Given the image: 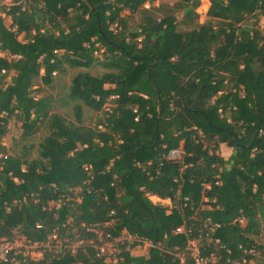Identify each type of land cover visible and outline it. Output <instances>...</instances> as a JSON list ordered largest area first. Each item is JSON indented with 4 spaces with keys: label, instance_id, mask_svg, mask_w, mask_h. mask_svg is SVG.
I'll use <instances>...</instances> for the list:
<instances>
[{
    "label": "trees",
    "instance_id": "1",
    "mask_svg": "<svg viewBox=\"0 0 264 264\" xmlns=\"http://www.w3.org/2000/svg\"><path fill=\"white\" fill-rule=\"evenodd\" d=\"M154 1L0 0V239L62 242L21 264H179L191 241L219 264L264 259V0H209L218 25L183 32L142 10ZM123 11H142L132 33ZM95 65L107 72L77 73L66 94L76 123L32 95L38 77ZM81 105L109 107L89 128ZM12 118L23 136L47 123L37 159L3 144ZM125 233L153 246L122 240L106 262L98 248Z\"/></svg>",
    "mask_w": 264,
    "mask_h": 264
},
{
    "label": "rangeland",
    "instance_id": "2",
    "mask_svg": "<svg viewBox=\"0 0 264 264\" xmlns=\"http://www.w3.org/2000/svg\"><path fill=\"white\" fill-rule=\"evenodd\" d=\"M16 0H4V3L7 6L13 5ZM210 7L209 0H200V6L192 10L189 3H184L180 0H155L153 3H146L143 5L142 10L148 11L156 16H160L162 14H173L176 18V31H190L197 29L202 24H208L211 26H217L219 20L208 17V10ZM142 11H138L135 14L130 16L128 11H123L122 16L128 17V31L131 33L138 29V23L141 16ZM73 21L66 23H62L63 28L67 29L69 24H73ZM5 24L9 26L11 24V20L9 18L5 19ZM260 29L264 31V20L260 19L259 22ZM49 28V26L47 25ZM20 39V37H19ZM98 56V55H97ZM79 72L88 73L92 77H99L102 74L106 73L107 70L99 67L93 66L91 68H70L65 66L64 71L62 73H53L51 77V83L46 85L42 82L41 78L38 77L34 81L33 86V96L41 97L50 95L55 99L53 113L57 114L63 118L65 122L76 123L74 113L72 110V103L66 100V94L70 86L71 79ZM43 74V71H40V75ZM8 81V79H7ZM109 106L103 108L100 112H95L89 107L85 105H81L82 108V116L81 122L84 127H93L96 124L103 112L108 109ZM47 123L40 126L38 132L30 136H23L24 127L22 126V122L12 118L8 125V133L3 139V144L9 150L10 153L14 155H22L27 157L28 159H37L38 158V146L49 134L48 129L46 128ZM102 131L103 129L100 128ZM232 153V149L222 144L219 147L218 154L221 155L224 159H227ZM154 204L162 205L166 207H170L171 203L161 202L156 198L150 199ZM57 206V204H56ZM184 207H186L185 202H181L176 210L179 212L184 211ZM186 214V213H185ZM16 243L19 248H22L25 252L30 253L32 255V259L36 261L42 260L43 249L29 247L22 239L15 238ZM62 242L54 243L53 240H48L46 247L52 250H58ZM106 251V262H110L115 254L118 253V249L112 244H105ZM141 247V248H140ZM145 245L141 244L136 248L135 254L141 253L142 250L145 249ZM192 247V246H191ZM113 248H116L113 250ZM141 250V251H137ZM252 264H264V259L256 256L255 259L251 261Z\"/></svg>",
    "mask_w": 264,
    "mask_h": 264
},
{
    "label": "built area",
    "instance_id": "3",
    "mask_svg": "<svg viewBox=\"0 0 264 264\" xmlns=\"http://www.w3.org/2000/svg\"><path fill=\"white\" fill-rule=\"evenodd\" d=\"M182 151L180 149H173L169 151L167 158L169 160H179L182 156ZM1 170V168H0ZM52 206L56 204H51ZM58 205V204H57ZM40 227V226H37ZM188 229L182 225L179 226L175 229L174 234H184ZM13 239L12 240H7V239H0V264H21L20 260H18V256L22 257L23 262H26L27 260H34L32 259V255L30 256V253L25 252L22 248H19L15 238H20L22 239L26 244L29 245V247H34V248H40V249H45L47 248V242L45 244L43 243H29L26 241L22 236H20L17 232V229H13ZM55 236L52 235L49 237L48 240H54ZM122 240H127V241H132V240H138L142 244H144L147 249L148 247L153 246L149 242L142 241L139 239H135L128 234H124L123 237L119 238H114L111 241L106 242L107 244H112V246L117 248V245L119 242H122ZM105 243V244H106ZM103 244L98 248L99 255H106V245ZM192 246V247H191ZM116 248H113L116 249ZM49 249V248H48ZM176 257L179 260V264H189L187 262V257L190 258L191 262L190 264H219V258L216 253H212L207 257H201L199 254V251L193 241L189 242L188 247L185 249L184 252L176 254ZM114 258V257H113Z\"/></svg>",
    "mask_w": 264,
    "mask_h": 264
},
{
    "label": "crops",
    "instance_id": "4",
    "mask_svg": "<svg viewBox=\"0 0 264 264\" xmlns=\"http://www.w3.org/2000/svg\"><path fill=\"white\" fill-rule=\"evenodd\" d=\"M153 198H156V199H158V200L161 201V202H162V201H163V202H166V201H167L168 203H171L169 200H161V199H159V198H157V197H155V196H151V197H150V199H153ZM170 207H171V206H170ZM170 207H168V208H170ZM139 251H141V250H139ZM142 252H143V254H144V253L146 254V249L142 250L141 253H142Z\"/></svg>",
    "mask_w": 264,
    "mask_h": 264
}]
</instances>
